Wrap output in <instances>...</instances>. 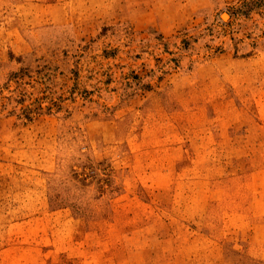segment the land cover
<instances>
[{
	"label": "rangeland",
	"instance_id": "rangeland-1",
	"mask_svg": "<svg viewBox=\"0 0 264 264\" xmlns=\"http://www.w3.org/2000/svg\"><path fill=\"white\" fill-rule=\"evenodd\" d=\"M252 1L0 0V264H264Z\"/></svg>",
	"mask_w": 264,
	"mask_h": 264
},
{
	"label": "trees",
	"instance_id": "trees-1",
	"mask_svg": "<svg viewBox=\"0 0 264 264\" xmlns=\"http://www.w3.org/2000/svg\"><path fill=\"white\" fill-rule=\"evenodd\" d=\"M260 2H264V0L245 2L236 11H237L238 14H243V15L247 16L251 11H253L255 9L256 6H259L261 4Z\"/></svg>",
	"mask_w": 264,
	"mask_h": 264
},
{
	"label": "bare ground",
	"instance_id": "bare-ground-1",
	"mask_svg": "<svg viewBox=\"0 0 264 264\" xmlns=\"http://www.w3.org/2000/svg\"><path fill=\"white\" fill-rule=\"evenodd\" d=\"M225 17V16H224ZM226 18V17H225Z\"/></svg>",
	"mask_w": 264,
	"mask_h": 264
}]
</instances>
